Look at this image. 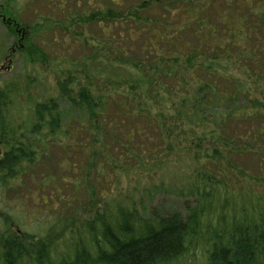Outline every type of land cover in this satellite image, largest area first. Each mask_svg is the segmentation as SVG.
<instances>
[{"label": "trees", "instance_id": "16d2710c", "mask_svg": "<svg viewBox=\"0 0 264 264\" xmlns=\"http://www.w3.org/2000/svg\"><path fill=\"white\" fill-rule=\"evenodd\" d=\"M14 1L0 4V25L26 62L45 59L33 44L39 28L21 22ZM40 1L76 35L96 27L84 39L89 58L116 73L85 72L84 82L66 74L57 98L31 103L26 128L9 114L21 84L7 83L0 90V189L44 161L60 175L74 168L66 156L93 166V142L72 141L83 131L96 143L100 136L107 153L132 137L140 150L158 139L159 149L169 133L184 130L194 167L181 191L184 212L144 214L119 201L88 211L76 203L43 232L27 233L0 209V264H264V194L245 202L225 182L246 173L235 164L246 155L264 172V0ZM53 176L42 174L38 188L69 178Z\"/></svg>", "mask_w": 264, "mask_h": 264}, {"label": "rangeland", "instance_id": "374dc122", "mask_svg": "<svg viewBox=\"0 0 264 264\" xmlns=\"http://www.w3.org/2000/svg\"><path fill=\"white\" fill-rule=\"evenodd\" d=\"M2 1L0 0V4ZM27 2L31 3V6L22 8L28 5ZM16 5L20 9L21 22L28 25L29 29L34 25L39 28L33 44L46 53L45 59L36 58L33 62H26L25 57L17 50L15 52L12 47L14 37L7 36L5 28L0 25V90L14 80L21 84L24 93L14 101L9 114L13 123L22 124L26 128L31 122V103L46 98H57V83L63 80L66 74L75 72V78L84 82L85 72L92 77H95V72L105 71L111 75L116 72L89 58L90 47L85 40L90 41L96 27L89 26L87 33L82 37L76 35L78 29L70 26L64 17L57 16L60 13L46 10L43 1L15 0L10 4V8L14 9ZM2 22L0 18V24H3ZM75 85L76 82L73 86ZM163 106L167 110L169 105ZM60 107L65 111L64 103L61 102ZM152 107L156 109L155 106ZM69 120L70 117L66 116L64 122L69 123ZM184 134H187L184 130H174L164 140H160L159 149L156 148L159 140L153 139L148 142L146 150L138 149L136 137H132L130 145L125 144L123 148L118 146L114 151L108 149L107 153H103L100 136L99 142L96 143L97 136L92 135L91 139V135L83 131L79 139L72 138V141L79 145L82 143L85 147L93 142L91 149L97 154V161L93 166L85 165L83 158L78 159V155L66 156L68 164H74V170L69 171V175H60L58 168L44 161L45 166H35L8 190L0 189V209L12 215L18 229L27 233L43 232L51 225L53 218L75 210L73 205L76 203L79 206L84 203L88 211H91L90 206L95 203L100 206L103 201H119L136 206L144 214L153 209L184 212L185 202L181 191L194 167L193 152L189 149L190 136ZM63 137L61 134V140L65 141ZM118 141L125 142L120 136ZM2 152L0 146V154ZM51 153L50 158H54L55 152ZM83 157L85 160L88 155ZM235 164L246 173L233 181H225L230 191L241 195L245 202L248 195L252 197L264 194V172L260 174L257 171L254 161L246 155L236 160ZM46 173L69 178H65V181L59 178L58 181H49L41 191L38 188L41 182L39 180L42 174ZM87 178L88 180H85ZM55 192L59 198L57 200L53 194ZM90 198L91 201L88 200ZM50 199L52 203L43 205V202L46 203Z\"/></svg>", "mask_w": 264, "mask_h": 264}]
</instances>
